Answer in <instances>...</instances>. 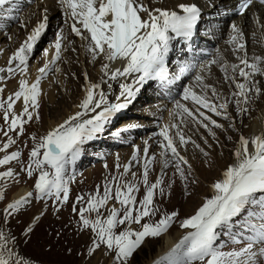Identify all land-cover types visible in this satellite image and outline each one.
<instances>
[{"label":"snow or ice","instance_id":"1","mask_svg":"<svg viewBox=\"0 0 264 264\" xmlns=\"http://www.w3.org/2000/svg\"><path fill=\"white\" fill-rule=\"evenodd\" d=\"M11 4L12 0H0V8ZM59 4L66 19L72 21L69 25L71 33L85 41L86 51L91 53L92 60L103 57L108 62L102 68L103 75L107 77L102 83H107L111 89L109 81L131 77L133 82L120 83L117 103H110L101 84L89 83L85 74V95L78 105L80 111L48 131L39 141L35 137L31 138L35 143L28 156L27 168L22 167L21 170L26 171L29 178L38 172L34 183L35 199L45 204L51 199L54 207L69 200V180L65 179V175L69 166L80 157L82 147L103 132L111 118L126 109L148 81H159L162 84L173 82L166 66L173 41L191 40L201 19V10L194 3H178L174 6L178 11L150 9L143 0H59ZM252 4L253 0H239L235 12L243 17ZM46 26L45 17L9 57L7 67L0 68V73H6L0 76V84L6 85L7 80L17 71L27 73L29 59ZM64 39L62 32L57 34L51 63L38 69L39 75L35 82L29 84L22 78L17 91L6 99H0V112L7 126L0 130L7 138L0 146V153L6 152L16 143L9 133L22 135L25 132L24 125L34 119V112L39 107L40 80L47 76L51 65L60 59ZM229 44L233 47L238 63H228L218 55L210 64H218L224 73V82L234 85L235 90L230 97H222L214 86L205 83L203 75L198 74L195 80L200 91L185 87L182 95V100L190 102L193 107L189 108L179 102L176 104L182 121L186 116L213 136L215 133L212 128L223 127L213 116L229 120V103L233 102L238 106V112L247 113V105L264 94V89L258 86L259 81L256 80L257 76L264 77V56H248L245 35L236 24L231 25ZM44 54L47 56V51ZM114 62H120L121 67L112 69ZM194 67L182 66L174 79L179 80ZM4 90V87H0V93ZM21 100L23 108L17 114L15 105ZM86 116L89 118H84ZM35 118L39 119V116ZM159 136L162 138L159 142L162 167L174 166L181 180L186 181L182 165H188V161L178 151L177 141L183 147L190 142V138H186L176 124L162 127ZM148 151L146 142L142 172L145 193L139 202L135 195L139 187L123 181L122 184L117 182L115 187L111 183L105 184L103 194L100 195L98 191L95 196H89L86 207H81L78 212L73 205L72 211L79 216L82 228L90 230L94 235L89 255L103 249L112 254L115 264H130V258L146 239L160 237L175 222L177 212L165 214L155 223L141 224L144 218H150L159 211L154 206L155 190L159 189L160 194H164L160 178L149 184V170L154 158L148 157ZM234 156L235 163L223 172V179L211 186L214 194L205 199L194 215L180 223V228L187 230L186 234L156 264H264V132L250 138L241 135ZM19 158L18 151L5 154L0 159V166L19 161ZM132 160L138 162L135 151ZM129 171L130 164H125L121 178ZM15 175L9 169L0 172V179ZM132 175L135 177V173ZM32 197L33 193L29 192L8 204L4 209L5 222L8 216L28 204ZM112 199L120 207L110 208L107 217L102 219L101 209ZM83 200L84 197H77V202ZM55 211L59 212L60 208L55 207ZM85 213H95L96 218L89 219ZM133 224L140 225V230H132ZM121 225L128 227L117 232ZM31 231L30 226L24 234ZM15 242L14 236L0 231V264H27L9 246ZM229 244L242 246L224 250Z\"/></svg>","mask_w":264,"mask_h":264},{"label":"rangeland","instance_id":"2","mask_svg":"<svg viewBox=\"0 0 264 264\" xmlns=\"http://www.w3.org/2000/svg\"><path fill=\"white\" fill-rule=\"evenodd\" d=\"M56 2V0H33L23 6V10L12 25L9 22L11 18L8 17H12L14 9L9 11V7L6 5L0 8V23L6 26L2 31L5 37L2 40L0 39V68L7 67L9 57L45 17L48 23L46 30L39 39L40 42L38 41L29 59L27 73L21 74L17 71L12 78L7 80L6 85L0 84V87L5 88L4 92L0 93V99H6L17 91L19 80L22 78L26 79L29 84L35 82L39 75L38 69L44 67L46 63H51V58L55 54L54 44L57 34L62 32L65 37L60 59L54 65H51L47 76L40 80L39 107L34 112V119L24 125L25 132L22 135L18 136L16 132L9 133L10 137L16 140V143L11 145L6 152L0 153V159H2L5 154L20 152L19 161H11L8 165L0 166V172L11 169L16 174L12 178L0 179V231L15 237V244H10L9 246L13 247L19 257L27 261V264H115L112 254L103 249L89 255L94 235L90 230L82 228L79 216L77 213H73L72 207L75 204L78 212L81 207H86V201L89 196H95L98 191L100 195L103 194L105 184L111 183L115 187L117 182L122 184L123 181L134 183L139 187L140 190L135 193L137 202H139L145 193V186L142 183V172L146 159L143 149L147 142L148 157L154 158L149 170V184L160 178L163 181L161 187L164 189V194L161 195L159 189L155 190L154 206L159 211L150 218H144L141 224L145 222L155 223L161 216L172 212H177L178 216L171 227L160 237L146 239L133 254V257L130 258V264H156V261L161 260L167 254H164V236L169 235L176 240V244L179 243L187 232L186 229L180 228V223L194 215L205 199L210 198L214 194L211 186L223 179V172L235 163L234 152L237 149L239 137L243 135L248 138V124L258 112L260 96L247 105V107L249 106L250 114L238 112V106L233 102L229 103V120L213 116L217 123L223 125L220 129L212 128L215 136L210 135L208 130L203 127L196 126L186 116L183 121L181 120L180 110L176 108V104L179 102L189 108L193 107L190 102L182 100L181 94L185 87H191L197 92L200 91L195 80L196 75H203L205 83L214 86L222 97H230V94L235 90L234 85L224 82V73L218 64H214L209 69H205V66L203 67L204 63L215 59L218 55L221 57L223 54V60H227V57L221 51L223 47L220 46L224 42V38L214 42L210 48L213 50L211 52L212 57L208 61L198 64L195 73L182 83L178 99L170 104L160 100V102L165 103V107L157 119L153 117L154 113L152 111L147 110L149 111V116L144 115V111H141L140 108H145L148 103L153 104L155 101L150 102L149 99L153 95L150 93L151 95L149 94L148 96L142 89L139 93L143 97L147 96V101L141 100L139 105V100L136 99V102L133 101L131 104L132 109L120 111L114 119L111 118L110 123L112 125L105 126L111 133H116L117 129L123 132L113 135V138L117 139L116 141L108 142L103 135H100L108 132L104 128L103 132L97 135L95 139L87 142L82 147L80 157L75 164L69 166L65 175V179L69 180V200L63 205L57 204L55 207H59L60 211L56 212L53 200L49 199L47 204H45L44 201L35 199L34 183L38 172H34L33 176L29 178L26 171L21 170L22 167L27 168L28 156L35 143L31 138L35 137L36 141H39L48 131L52 130L50 125L56 127L68 117L80 111L78 105L84 97L83 89L86 81L81 71L83 63H81L79 57L81 51L86 53V56L90 53L86 51L85 41L71 33L69 25L72 21L66 19L61 5L59 3L55 4ZM159 3L162 4L163 0H159ZM11 6H14V4H11ZM1 15H4V17H1ZM45 51H47V56H44ZM233 60L235 61L232 63H238L237 59ZM229 61L227 60L226 62L230 63ZM84 63H87V59H84ZM101 63V60L97 61V66L93 70L97 69L98 64L100 65ZM0 76L4 75L0 74ZM87 76L89 83H96V77L93 78V76L88 74ZM49 81V87H51L50 89L53 92L46 90V84ZM257 81L261 83L260 80ZM262 82L264 83V80ZM99 83L107 94L109 102L117 103L116 97L120 92V82L109 81L112 84V88L109 90H107V83H102V80ZM147 87L149 88V86ZM261 97L264 102V94ZM22 108L23 106L16 113L19 114ZM150 108L153 109L154 107ZM36 115L39 116V119L35 118ZM90 115H94V113ZM209 115L211 114L209 113ZM84 118L89 117L86 116ZM171 124L179 125L185 137L190 138V142L183 147H180L177 141L178 151L188 161V165H182L187 176L186 181L181 180L174 166L170 165L168 168H163L161 164L162 157L160 156L159 142L162 138L159 136V132L165 125ZM230 124L233 126L229 127ZM6 127L2 112H0V130ZM146 129L153 130L136 134L133 142H129V138L121 136L124 133L128 134L127 130ZM174 132L175 129H173ZM99 138L108 142L106 146H104L103 142L102 145L96 144ZM6 141L7 138L0 131V146ZM197 145L199 147H196ZM134 151L138 157V162L132 160ZM204 153H207V155H204ZM125 164H130V171L121 178ZM118 165L119 167H117ZM49 171L51 170L49 169ZM132 173H135V177H133ZM20 189H27L28 193L32 192L34 196L23 208L8 216L5 222L4 209L8 204L15 202L12 199V195ZM78 196L84 197V200L77 202ZM181 200L183 201L182 204ZM112 207H120L114 199L110 200L101 209L102 219L107 217L109 214L108 210ZM85 215L89 219L96 218L95 213H85ZM37 217L39 219H36ZM30 226L32 231L25 235L26 229ZM126 227L128 226L121 225L117 232L121 231V229L124 230ZM131 229L134 231L140 230V225L133 224ZM241 246L229 244L224 250L238 249ZM161 253L163 254L160 256Z\"/></svg>","mask_w":264,"mask_h":264},{"label":"bare ground","instance_id":"3","mask_svg":"<svg viewBox=\"0 0 264 264\" xmlns=\"http://www.w3.org/2000/svg\"><path fill=\"white\" fill-rule=\"evenodd\" d=\"M57 2L55 4H58L59 3V0H56ZM211 2L212 5H218V6H223V8H225V6L229 3V2H235L236 0H208ZM43 3V2H42ZM143 3L149 7L150 9H154V8H164V9H169V10H176L177 11V8H175L174 6L178 3H200L201 5L204 6V8L206 10L209 9L210 5L208 4H204V0H163V3L160 4L159 3V0H143ZM10 5H8L9 7ZM12 7V6H11ZM10 7V8H11ZM14 9V8H13ZM253 11H256L258 13V15L260 16V25H257V24H254L253 20L251 19V14ZM54 15V14H53ZM1 17H4V15H1ZM220 23V28L219 29H216V30H212V29H207L209 32H210V35L208 36H205L204 39L208 40V44H209V49L212 47V45L214 44V42H218L220 40H222L224 38V42L222 43V46L223 48H221V51H223V53L225 54V56L227 57V60H230L229 62L232 63L234 62L235 60L233 59H236V56L234 55L233 53V47L232 45L229 44V40H230V36H231V25L232 24H236L238 25L244 35H245V43H246V50H247V54L249 57H252V56H263L264 55V7H259V6H253L251 7L249 10H248V16H247V13L245 16L241 17V18H234L233 20H231V22L229 24H227V20H220L219 21ZM213 24V23H211ZM228 25V27H227ZM5 24L2 25L0 23V39L2 40L3 37H5L3 34H2V31L4 30L5 28ZM78 37V36H77ZM79 39V38H78ZM213 42V43H212ZM4 45V44H3ZM2 48V47H1ZM3 49V48H2ZM211 50V49H210ZM211 52H213V50H211ZM216 54V53H215ZM45 56V54H44ZM216 56V55H215ZM223 56V54L221 55V57ZM43 57V56H42ZM99 58V59H98ZM79 59L81 60V63L82 64V67H81V71L83 73V78H85V74H88V75H91L94 77H96V83L100 82L101 80L103 79H106L107 77H105L103 75V71H102V68H103V65L105 63H108L103 57H97V59L95 61L92 60V57H91V53L86 56V53L82 52L80 53V57ZM84 59L86 60L87 59V63L85 64L84 63ZM102 61V63L99 65L98 64V68L93 70V68L95 66H97L96 62L98 61ZM226 60V61H227ZM212 61V59L210 60ZM209 62H206L204 63L203 67L205 65H208ZM225 61V60H224ZM238 62V61H237ZM60 64V63H59ZM117 67H121V64L120 62H114L112 65H111V68L114 69V68H117ZM96 68V67H95ZM57 69V68H56ZM206 69V68H205ZM32 72V71H31ZM87 72V73H86ZM90 74H89V73ZM58 73V72H57ZM2 75H6V73H0ZM34 74V73H33ZM32 74V75H33ZM261 78V79H260ZM256 80H260L261 83L258 84V86H260L262 89H264V83L262 82V80H264V77H260V76H257L256 77ZM60 81V80H59ZM120 83H132V78L129 77L127 80H125L124 78H120L118 80ZM111 82V81H110ZM86 83V82H85ZM15 85V84H14ZM17 85V84H16ZM9 86V85H8ZM50 86V81L48 84H46V90H50L51 91V87ZM86 86V85H85ZM11 87V86H10ZM14 88V87H13ZM41 88V87H40ZM11 89V88H10ZM44 89V88H43ZM14 90V89H13ZM109 90V88L107 89ZM120 91V90H119ZM141 91V90H140ZM53 92V91H51ZM49 92V93H51ZM44 93V92H43ZM46 93V92H45ZM48 94V93H47ZM52 94V93H51ZM85 95V93H84ZM141 93H139V96H138V104L140 103V97ZM263 95V94H261ZM261 95L259 97L260 99V106H259V109H258V112L256 113V115L254 116V119L250 122L249 125V135H248V138L252 137V136H255V135H260L262 132H264V102L261 100ZM144 98V97H143ZM146 99V98H145ZM147 100V99H146ZM117 101V100H116ZM132 104V103H131ZM140 105V104H139ZM148 106L145 107V108H140L141 111L143 112L144 115H148L149 116V111H152L154 114H153V117L155 119L158 118V116L160 115V112L164 109L165 107V103L164 102H159V101H154L153 104H147ZM23 106V102L22 100L21 101H17V104L15 105L16 107V111L20 110L21 107ZM253 106V105H252ZM142 107V106H141ZM150 107H154L153 109L150 108ZM249 107V106H248ZM253 108V107H252ZM249 109V108H248ZM149 110V111H147ZM122 112V111H121ZM247 113L250 114V112L248 111ZM246 114V113H245ZM117 116V113L112 117L113 119ZM249 116V115H248ZM252 118V117H251ZM251 120V119H249ZM52 124V123H51ZM247 125V124H246ZM51 126V129H53L54 127L52 125ZM246 136V135H245ZM28 193V190L27 189H20L19 191L15 192L13 195H12V199L14 201L18 200L19 198L23 197V196H26V194ZM184 195V194H183ZM181 198V197H180ZM178 198V199H180ZM183 199V198H181ZM171 202V201H170ZM181 204L183 203V201L181 200L180 201ZM179 202V203H180ZM167 203V202H166ZM177 204H178V201H177ZM123 229H121L122 231ZM165 239H164V244H165V252L164 254L168 253L176 244V240L172 239L169 235H165L164 236ZM163 253L160 254V256L162 255Z\"/></svg>","mask_w":264,"mask_h":264}]
</instances>
